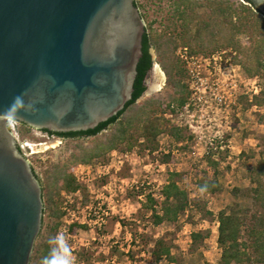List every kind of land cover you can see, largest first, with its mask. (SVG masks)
<instances>
[{"label": "rangeland", "instance_id": "374dc122", "mask_svg": "<svg viewBox=\"0 0 264 264\" xmlns=\"http://www.w3.org/2000/svg\"><path fill=\"white\" fill-rule=\"evenodd\" d=\"M136 1L151 31L175 36L163 52L150 48L153 65L145 92L94 135L56 140L41 130L20 128L22 143L32 145L26 157L41 182L44 202L29 264H220L218 213L241 200L233 190L251 184L249 167L264 150V104L258 102L264 75L244 66L238 49L248 41L243 32L231 34L224 27L222 43L195 51L192 46L200 21L216 8L210 5L249 2L195 1L187 39L172 0ZM244 17L247 12L238 7L232 19ZM155 67L164 73V84L149 91ZM144 106L164 119V129L152 140L131 129L127 139L109 149L120 122L135 120ZM92 149L100 153L82 161ZM169 172L180 173L188 205L175 221L156 224L153 212H161ZM66 173L73 175L75 190L54 186L52 177ZM209 181L218 183L216 191L200 187ZM194 232H201L196 239ZM164 249L169 255L156 258L154 251Z\"/></svg>", "mask_w": 264, "mask_h": 264}, {"label": "water", "instance_id": "95a60500", "mask_svg": "<svg viewBox=\"0 0 264 264\" xmlns=\"http://www.w3.org/2000/svg\"><path fill=\"white\" fill-rule=\"evenodd\" d=\"M248 1L264 16V0ZM144 30L134 0H0V264H29L44 209L6 118L67 132L117 114Z\"/></svg>", "mask_w": 264, "mask_h": 264}, {"label": "trees", "instance_id": "16d2710c", "mask_svg": "<svg viewBox=\"0 0 264 264\" xmlns=\"http://www.w3.org/2000/svg\"><path fill=\"white\" fill-rule=\"evenodd\" d=\"M195 1L197 0H172V12H174L177 18L182 20V25L185 27L183 34L181 33L182 38L188 36L187 39H189L191 36V34L188 33V23L192 20V17L196 15V11L192 5ZM246 1L249 3L240 2V5H235L232 4V2H226V4L222 3L223 5L220 3L210 5L216 6V8L213 12L210 11L205 19L200 21L198 28H196L194 32L195 41L192 48L195 51L206 45L209 46L211 44L222 43L220 38L223 36L224 27H226L227 32L229 31L231 34H235L238 31L243 32L247 35L248 41L245 45L241 44L238 49L241 52L242 59L244 60L243 62H246L244 66L247 71L251 72V65H253L254 69L257 71L259 69L264 75V17L250 1ZM134 4L139 7L136 0H134ZM237 6L244 12H247L248 17H244L242 20L239 19V21L235 23L232 17L233 13L237 12ZM211 13H213L214 16H212ZM174 29L176 28H171V30ZM173 33L169 32L168 34L167 30H161L160 32H156L155 30L151 31L149 27L145 25L142 36V55L136 67L137 73L133 83L134 89L130 100L126 102L123 109L117 114L100 122L94 128L80 132H66L62 133V135H94L116 122L146 89L144 79L153 65L150 48L155 46L158 51L163 52L165 48L162 49V46H169L175 40ZM196 46H198V48ZM259 98L258 102L264 104V95ZM151 112L144 106L134 114L135 120L129 119L126 123L120 122L121 129L117 132V136L114 135L111 139L109 149L114 147L116 140L122 141L127 139L131 129H133L134 132H139V135H143L149 140H152V138L160 133L165 127L164 119L162 117L152 116ZM173 132L175 136L179 138L180 133H177L174 129ZM129 144L131 146V143ZM102 148L103 147H101V150H103ZM107 149L108 148L104 147V150ZM262 152V157L256 165L249 167L248 177L251 184L243 188L235 187L233 190L234 195L241 200L228 205L227 208L221 209L218 213L219 225L217 240L222 249L220 264H264V150ZM99 153L98 150H88L84 152L82 161L86 162L92 158V156L98 155ZM179 175V172H169L168 174V181L164 184L161 191L163 197L161 212H158L156 209H154L153 212L154 223L156 224L165 221H175L188 205L187 192L179 185L177 180ZM52 182L56 188L62 186L69 191L77 188V184L71 173H66L63 176L56 175L52 177ZM199 184L201 188L210 191H216L219 187L218 183L211 181L200 182ZM150 199H152V195H150ZM200 233L201 232H194L193 237L196 239ZM161 254L169 255V249L154 251L156 258L160 257Z\"/></svg>", "mask_w": 264, "mask_h": 264}, {"label": "flooded vegetation", "instance_id": "af4514ba", "mask_svg": "<svg viewBox=\"0 0 264 264\" xmlns=\"http://www.w3.org/2000/svg\"><path fill=\"white\" fill-rule=\"evenodd\" d=\"M140 59V58H139ZM139 61V60H138ZM138 64V63H137ZM148 73H149V71L147 72V74H146V77H147V75H148ZM136 77V76H135ZM146 77H145V79H146ZM145 79H144V84L146 83V81H145ZM135 80V79H134ZM134 83V82H133ZM134 89V88H133ZM132 93H133V91H132ZM126 104V103H125ZM120 111V110H119ZM118 111V112H119ZM117 112V113H118ZM110 118V117H109ZM18 122H19V128H22V127H26V128H29V129H37V130H41L42 132H44L45 134V136H47V137H51V138H53V139H56V140H58V139H62V138H74V137H79V136H84V135H75V136H66V135H62V133H66V132H59V131H54V130H50V129H47V128H37V127H34V126H32V125H29V124H26V123H24V122H22V121H20V120H18V119H16ZM6 122H7V118H6ZM100 123V122H99ZM98 123V124H99ZM97 124V125H98ZM96 125V126H97ZM79 132L80 131H85V130H78ZM67 132H74V131H67ZM16 144H17V147L19 148V150L22 152V154L24 155V150H23V148L16 142ZM26 147H27V149L28 150H30V148H29V146H27L26 145ZM25 156V155H24ZM30 161V160H29ZM31 163V162H30ZM33 167V166H32ZM33 169V168H32ZM37 176V175H36Z\"/></svg>", "mask_w": 264, "mask_h": 264}, {"label": "built area", "instance_id": "2783aa9c", "mask_svg": "<svg viewBox=\"0 0 264 264\" xmlns=\"http://www.w3.org/2000/svg\"><path fill=\"white\" fill-rule=\"evenodd\" d=\"M7 125H8V128L9 130L12 132L16 142L23 148L24 150V155L27 156V152H28V149L26 147V144L25 143H22L23 141L21 140V129L19 128V122L14 119V118H11V117H7ZM29 148L30 145H28Z\"/></svg>", "mask_w": 264, "mask_h": 264}, {"label": "bare ground", "instance_id": "6f19581e", "mask_svg": "<svg viewBox=\"0 0 264 264\" xmlns=\"http://www.w3.org/2000/svg\"><path fill=\"white\" fill-rule=\"evenodd\" d=\"M158 66V65H157ZM164 73L158 68L155 67V73L152 75V78L149 80V91L154 89H159L164 84ZM32 150V145L30 146Z\"/></svg>", "mask_w": 264, "mask_h": 264}]
</instances>
